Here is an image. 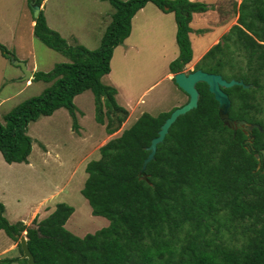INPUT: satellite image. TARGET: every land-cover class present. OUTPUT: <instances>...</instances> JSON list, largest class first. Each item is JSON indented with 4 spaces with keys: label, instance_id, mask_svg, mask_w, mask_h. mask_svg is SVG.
Listing matches in <instances>:
<instances>
[{
    "label": "trees",
    "instance_id": "16d2710c",
    "mask_svg": "<svg viewBox=\"0 0 264 264\" xmlns=\"http://www.w3.org/2000/svg\"><path fill=\"white\" fill-rule=\"evenodd\" d=\"M108 1L114 12L97 49L70 44L48 25L43 10L34 17L36 37L69 60L48 72L35 71L33 80L48 86L0 121V151L6 162H29L30 122L60 107L69 110L73 130L79 132L75 97L86 90L93 91L96 120L106 125L108 134L121 128L129 112L117 102L118 88L102 77L111 72L115 48L130 36L134 16L148 2L175 14L180 52L170 63V73L184 71L193 60V14L207 11L210 4ZM0 50L11 58L1 42ZM196 69L251 83L249 88L225 89L232 101L229 119L245 126L226 125L209 86L199 83L197 108L171 126L143 177L147 147L173 110L157 117L143 113L102 145L100 157L86 166L82 193L93 214L107 217L110 224L79 236L66 227L74 207L65 202L57 203L47 217L35 218V227L11 222L0 202V230L18 243L20 252L17 258L0 259V264H28L20 242L24 231L35 264H264V0H242L237 23L201 57ZM251 124L260 127L251 130Z\"/></svg>",
    "mask_w": 264,
    "mask_h": 264
},
{
    "label": "rangeland",
    "instance_id": "374dc122",
    "mask_svg": "<svg viewBox=\"0 0 264 264\" xmlns=\"http://www.w3.org/2000/svg\"><path fill=\"white\" fill-rule=\"evenodd\" d=\"M73 1L50 0L47 5L50 12H44L45 17L50 16L51 25H57V19L66 20L70 28L64 30V36L70 44L99 48L112 20L106 16L109 12L113 14L112 4L108 0H77L72 4ZM196 1L211 7L196 13L190 34L193 60L184 71L194 70L204 51L222 41V36L237 22L238 3L242 2ZM143 8L132 20L130 36L115 48L111 72L102 77L105 84L118 88L117 102L129 112L121 128L108 134L106 125L96 120L94 93L86 90L75 97L79 132L73 130L69 110L60 107L52 115L30 122L28 134L33 138V149L29 163H3L0 151V202L5 205L4 215L11 222L24 221L35 226V218L47 217L57 203L65 202L74 207L66 223L72 233L84 236L108 226L110 220L94 215L82 193L88 176V162L99 158V148L129 128L143 113L157 117L187 102L188 95L169 75L170 63L180 52L175 14L153 2ZM32 17H35L34 8L27 0H0V42L11 53L8 58L0 50V121H4V116L23 100L41 94L49 84L43 80H32V85H26V80L18 81L17 77L25 76V71L13 59L26 62L29 70L36 68V71L45 72L53 70L57 63L69 60L36 37ZM67 31L71 32L66 37ZM26 232L23 235L27 237ZM9 239L5 230H0V258L20 254L16 248L5 251L10 246Z\"/></svg>",
    "mask_w": 264,
    "mask_h": 264
},
{
    "label": "water",
    "instance_id": "95a60500",
    "mask_svg": "<svg viewBox=\"0 0 264 264\" xmlns=\"http://www.w3.org/2000/svg\"><path fill=\"white\" fill-rule=\"evenodd\" d=\"M31 4L34 8L35 17H38L40 13V6L36 3V0H31ZM16 65H20L25 71V78H33V72L28 69L26 62L13 59ZM176 84L188 95V101L174 109L170 116L161 125L158 135L154 137L151 144L147 147L149 154L143 162L140 174L146 177V168L148 163L155 158L158 145L164 142L166 135L169 133L171 126L176 120L189 111L197 108L201 93L198 89L199 83H206L209 86L210 92L214 95L216 101L219 104V114L223 118L224 123L230 127H233L228 119L229 111L232 105L231 98L225 89L233 87L235 85H242L245 88H249L251 84H246L244 80L232 78L227 79L221 73H212L203 69H196L192 71H180L173 74ZM254 127H260L259 124L249 125V129ZM27 233V232H26ZM21 245L23 249V257L27 259L28 264H35V258L28 245V238L23 235L21 237Z\"/></svg>",
    "mask_w": 264,
    "mask_h": 264
},
{
    "label": "crops",
    "instance_id": "0c3cea01",
    "mask_svg": "<svg viewBox=\"0 0 264 264\" xmlns=\"http://www.w3.org/2000/svg\"><path fill=\"white\" fill-rule=\"evenodd\" d=\"M50 0H42V4L40 5L41 6V9H43V11L44 12H46V14L47 13H49L50 12V10L48 9V7H47V5H48V2H49ZM193 1V0H192ZM196 1V0H195ZM76 2H77V0H75V1H73L72 2V4H76ZM214 2V1H213ZM239 4V3H238ZM144 8H142V10H143ZM141 11V10H140ZM108 12H109V10H108ZM110 13V14H109ZM109 13H107L106 14V16H107V19H108V17H112V13L111 12H109ZM102 14V13H101ZM195 16H196V13H194L193 14V21L195 20ZM236 18H238V16H235ZM56 18V17H55ZM47 22H48V24H49V26L51 27V28H53V29H55V30H57L58 32H60V34L61 35H63L64 36V30L65 29H67V28H70V25H67L66 23V20H62L61 18H60V20H58L57 19V23L59 24V22L62 20V23L60 24V25H51V23H50V16L48 17L47 16ZM193 21H192V23H193ZM52 23H54V22H52ZM107 23V22H106ZM234 23V22H233ZM232 23V24H233ZM31 24L32 25H34L35 24V20H34V17H32V19H31ZM231 24V25H232ZM132 25H133V22H132ZM231 25H229V26H227L226 28H225V33H226V31L230 28V26ZM132 29H133V26H132ZM71 31H67V34H66V37L68 36V34L70 33ZM65 37V36H64ZM76 40H77V38H75ZM214 43V41L211 43V44H213ZM85 45V44H84ZM85 46H87V44L85 45ZM209 49V48H208ZM208 49H206L205 51H204V53L208 50ZM34 70H32L33 72H35L36 71V68H33ZM168 75V74H167ZM169 75H171V77L173 76V74L172 73H169ZM17 80L18 81H23V80H26V85H32V81L31 80H28V79H26L25 78V76L24 75H19L18 77H17ZM2 154V153H1ZM3 156V155H2ZM4 158V157H3ZM1 162H3V163H6V161H5V159H4V161L1 159ZM17 164H22V163H17ZM26 223V222H25ZM10 241H11V243L9 244L10 246L5 250V251H10L11 252V249H13V248H16V251H18V248H17V242L15 243V241L13 240V239H9ZM14 244H16V245H14ZM20 256V254L19 255H15L14 257H11V258H17V257H19ZM16 262V263H15ZM14 263H12V264H21V262H19V261H15Z\"/></svg>",
    "mask_w": 264,
    "mask_h": 264
},
{
    "label": "flooded vegetation",
    "instance_id": "af4514ba",
    "mask_svg": "<svg viewBox=\"0 0 264 264\" xmlns=\"http://www.w3.org/2000/svg\"><path fill=\"white\" fill-rule=\"evenodd\" d=\"M228 119H229V117H228ZM230 122H231L233 128H235V129H237L239 126H245L246 125V123H240L237 120H230Z\"/></svg>",
    "mask_w": 264,
    "mask_h": 264
},
{
    "label": "clouds",
    "instance_id": "9594fccd",
    "mask_svg": "<svg viewBox=\"0 0 264 264\" xmlns=\"http://www.w3.org/2000/svg\"><path fill=\"white\" fill-rule=\"evenodd\" d=\"M36 3H37V0H36ZM240 3H241V2H240ZM240 3H239V4H240ZM37 4H38V3H37ZM41 4H42V2H41ZM41 4H38V5L40 6ZM239 4H238V7H239ZM210 7H211V6H210ZM41 10H43V9H41V6H40V11H41ZM236 23H237V22H236ZM236 23H235V24H236ZM233 25H234V24H233ZM233 25H232V26H233ZM232 26H231V27H232ZM230 29H231V28H230ZM227 31H228V30H227ZM227 31H226V32H227ZM210 48H211V47H210ZM210 48H209V49H210ZM209 49H208V50H209ZM208 50H207V51H208ZM207 51H206V52H207ZM206 52H205V53H206ZM205 53H204V54H205ZM31 71H32V70H31ZM32 72H33V71H32ZM34 73H35V72H33V77H34ZM172 74H174V73H172ZM29 79H30V78H29ZM32 80H33V78H31V81H32ZM23 163H29V162H23ZM24 223H25V222H24ZM27 225H28V224H27ZM30 226H32V225H30ZM34 227H35V226H34ZM22 236H23V235H22ZM20 240H21V238H20ZM15 242H16V241H15ZM17 245H18V243H17ZM8 258H10V257H8ZM0 259H3V258H0Z\"/></svg>",
    "mask_w": 264,
    "mask_h": 264
}]
</instances>
